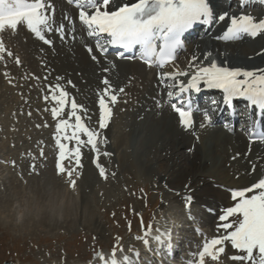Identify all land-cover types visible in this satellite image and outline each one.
<instances>
[{"label":"snow or ice","instance_id":"snow-or-ice-1","mask_svg":"<svg viewBox=\"0 0 264 264\" xmlns=\"http://www.w3.org/2000/svg\"><path fill=\"white\" fill-rule=\"evenodd\" d=\"M69 2L76 5L77 19L86 29L87 36L95 40V49L86 45V50L97 64L100 63L97 52L106 56L108 49L112 47L126 52L138 48L140 58L149 67L156 65L163 68L176 59L177 51L183 47V35L197 24L228 20L226 31L217 37L225 41L239 39L242 34L255 37L264 33V19L257 20L243 13L238 17L229 16L227 12L214 17L209 0H128L118 6L114 0ZM53 14L54 7L50 0H0V64H3L5 69L9 60H14L17 66L22 63L20 57L8 47L2 35L7 31L15 33L20 25L26 26L34 39L44 45H53V40L49 39L46 33H55L62 42L76 39L75 21L65 16L67 26L64 23L54 26ZM209 55L210 53H206L205 59ZM196 59L193 57V61ZM190 67L195 70L187 84L179 77L188 76V71L177 70L161 73L159 76L164 85H167L169 80L173 81L175 91L168 92L169 102L184 130L191 129L193 124L192 101L190 96L186 98V94L192 91L199 93L203 84L207 89L222 91L225 107L230 108L235 99L246 100L248 106L255 109V118L250 122L249 128L250 140L264 139V132L258 131L261 121L264 120V69L246 70L226 64L218 65L215 60L207 66L197 67L190 64ZM107 71V68H102V72ZM3 74L11 83L9 72L5 70ZM31 78L40 79L34 75ZM61 79L57 77V81ZM44 80H47V76ZM67 83L72 85L71 81ZM101 83L104 88L98 91V128L103 130L108 127L112 106L118 103L119 93H123L125 89L115 90L107 76H104ZM46 89L43 99L52 107L45 110L50 111L52 119L56 122L58 174L66 173L70 177L73 171H78L81 166L82 148L89 147L95 154L93 163L99 175L102 179H107L108 174L98 159V145L104 141L99 139L100 132L85 123L86 119H91L88 110L79 105L75 98H70V93L61 83H49ZM212 105L214 109L217 106L216 101H212ZM204 118L202 128L206 124H212L208 111L204 112ZM106 139L104 137V140ZM65 160L70 162L69 166H65ZM31 167L35 169L34 164ZM230 198L231 206L222 208L218 216L217 231L223 230V234L205 240L190 264H222L224 256H227L231 264H264V176L248 187L231 190ZM151 230V224L143 227L146 245L149 243ZM155 239L162 242V234L156 235ZM228 244L235 250L232 255H228L226 251ZM118 251L123 252V249L117 244L113 246L109 256L98 252L95 258L100 264H134L127 255L123 256L122 260L118 259Z\"/></svg>","mask_w":264,"mask_h":264},{"label":"bare ground","instance_id":"bare-ground-1","mask_svg":"<svg viewBox=\"0 0 264 264\" xmlns=\"http://www.w3.org/2000/svg\"><path fill=\"white\" fill-rule=\"evenodd\" d=\"M124 2H128V0H114L117 6ZM209 2L213 7L214 17L222 12H227L229 16L235 15L238 17L243 13L251 15L257 20L264 19L263 9L251 10L252 8L249 7L242 12L237 6L230 10L227 3L223 0H209ZM261 8H264V5ZM65 14H69L66 6L63 4L60 6L55 2L54 26H58L61 23L67 26L64 20ZM215 25L217 27L216 31H207V40L201 39L195 43L193 42L194 44L190 52L192 54V59L193 57L197 58L195 60V65L197 67L207 66L215 60L218 65L226 64L230 67H240L246 70L264 69V33H260L255 37L242 34L239 39L225 41L217 37L223 35L225 32L224 29L229 25V21L215 22ZM75 35V40L69 39L62 42L55 33H46V36L53 40V45L48 46L37 41L34 39L33 35L31 36V34H29L27 42L30 48L35 51H40L45 55L49 71V80L47 84L59 82L64 85L66 90L70 93V98H75L79 105H83L84 108L88 110L91 119H86L85 123L93 129L100 130L97 127L99 119L97 100L98 91L103 89L100 80L101 77L103 78L105 75L103 73L101 74L97 67L93 66L82 50L81 46L83 42L87 43L88 41L82 37V29L77 24L75 26ZM205 50L206 52H204ZM206 53H210L207 59H205ZM239 55H241L242 58H237ZM116 65L119 66V71L126 72L125 76L131 75L132 80L135 79L136 82L139 80L141 81L139 84L136 83L135 85H131L127 89V91L131 93V95H129L135 97L134 100L136 103L130 107V110L133 109L135 114L133 115L134 121L131 126L124 127L118 120L114 119V123V121L110 119L108 127L99 131V139L102 137H106L107 139L111 138L114 142V149H117L120 145H124L125 147L127 144V137L130 136V139L134 141L132 147H135L137 162L145 168H151L154 164V166L157 167L160 183L168 187L167 191L165 190L167 193L162 194V201L173 200V203H177L180 201L186 202V200L190 198L192 204L201 206L204 212L205 209H209V212L205 214L206 219L204 223L206 225H213L215 228L219 221L215 222L216 215L213 214V208L217 209L220 206L227 207L232 204L230 196L221 191L220 187L239 189L243 188L239 187L240 184L251 182L247 185L250 186L252 183L256 182L258 178L264 176V169L261 167L260 158L256 154V148L248 145L246 137L241 131L236 130L235 127L232 129V135H228V133L224 132L218 126H214L211 129L201 127L197 130L199 131L197 135L196 131L190 134L194 137L192 141L191 136L183 132L184 129L177 122L175 115L171 112L168 105L162 102L167 97L169 89H166V87L168 85L163 84L161 88L157 89L151 86L148 90L149 92H147L146 88L148 86L142 88L138 87L139 85L142 86V83H144V79L146 78L145 75L148 72L147 69L135 62H123L117 63ZM129 71L131 73H129ZM99 74L101 77L98 82ZM57 77H61L62 79L57 81ZM107 77L109 79L110 75H107ZM68 81H71L72 85H69L67 83ZM119 84H121L120 81ZM137 84L138 86H136ZM148 96H155L156 99H158V104L162 105L157 108V106L147 98ZM211 117L213 120L212 124H216L221 119V117L217 115ZM50 118H52L51 115ZM201 120L203 122V117L199 116V121L201 122ZM240 120L245 123L248 122L250 118L241 116L236 112L234 114L233 126L237 125ZM50 123L52 127L56 124L55 121H50ZM228 125H230V123H228L227 126ZM123 128H125V130ZM141 136L142 142H139L138 138ZM98 146L100 151L98 158L99 163L105 168L108 174L107 179H102L99 175L98 169L92 161L94 160L93 157L95 154L91 153L92 150L89 147L82 148L81 166L79 167V171H83V181L89 186L88 188H90L91 194L95 193V195H97L98 192V195L101 194L103 198H106L105 195H107V190L109 188L114 189V194L122 188L123 184L121 185V181H117V175L113 172L114 166L109 161L112 157L118 163L120 167L119 170H121V167L125 164H127L129 168V171L122 172L123 181L127 182L126 184H136L139 173L131 160L130 156L132 154L129 155L126 150L120 153V155H104V152L111 154V148L101 147L100 144ZM145 149L150 151V156L144 152ZM45 162L46 164L42 169L43 171L41 170L39 173L42 174V176L45 174V176L40 178V175V179L38 180L39 184H42V186L37 183L41 187L39 190L40 192L36 189L38 194L36 191L35 194V192L31 190L34 192V194H32V196H34L31 200L34 210L30 218H35V220H37L36 217L40 218L41 216L48 219L49 222L54 218H61L62 216L65 217L69 215V212H72L75 205V197H73V191L69 190L71 187H68L69 185L67 186V180H69L67 179L68 175L66 173H61L58 176L53 168L51 169L50 163L48 161ZM93 170H95L98 176L96 180ZM16 176V183H18V186L14 187L15 189L12 188V191L16 190L18 187L22 189L25 187L24 189H27L28 186L34 185V183H32L33 185L30 183L32 179H29V177L36 178L33 173L30 176L26 173L23 175L19 173L16 174ZM92 180L97 184L100 183L101 188L99 187V189H96L98 185L95 184L94 186ZM113 184H115V186H113ZM113 189H111V191ZM17 190L16 193L18 192ZM17 196L18 195H16V197ZM89 196L88 194L83 195L80 203L82 205H87L90 199ZM12 199L14 200V198ZM96 202L97 204L99 203L97 200L91 201L93 204H96ZM26 204H29V200ZM8 207L6 209H8ZM17 207L19 208V206ZM40 211L43 213L39 215ZM85 220L86 222L91 221L89 218H85ZM226 251L228 255H230L234 254L235 250L231 247H227ZM226 258L227 256H224L222 259H225V262L227 261L226 264H228L229 261L228 259L226 260ZM229 264H231V262Z\"/></svg>","mask_w":264,"mask_h":264},{"label":"rangeland","instance_id":"rangeland-1","mask_svg":"<svg viewBox=\"0 0 264 264\" xmlns=\"http://www.w3.org/2000/svg\"><path fill=\"white\" fill-rule=\"evenodd\" d=\"M204 52H206V50ZM23 55L25 54L23 53ZM190 56L188 52L187 55L179 61V65L187 64L185 62L188 59L190 60V64L192 61ZM237 58L240 59L242 56L239 55ZM26 59V61L29 62L28 65L33 66L31 64V59ZM129 73L131 72L129 71ZM0 75L4 76L2 73H0ZM126 76L128 77L131 75ZM4 81V77H0V88H2L0 89V159L4 158L5 155L6 157L11 156L15 158L13 155L20 152L19 150L23 147L21 151L28 152V148L31 146L33 147L34 142L41 146V141H36V139L40 135H42L41 138L48 139L50 135V130H48L49 124L47 123L48 119L45 118L43 114L44 111L40 112L39 115L32 112V117L34 118L29 116L19 119L15 118V115L18 114L19 107L21 106L20 113L25 109L28 110L32 100L27 96L25 101L28 107L21 105L22 98H19L18 95L17 97L15 96L17 92L16 85L14 84L12 87L7 85L8 89L4 86L6 84ZM129 111L131 110H128L122 117H117L120 121L122 118V125H124V127L131 126L134 121L133 115L135 114L133 111L130 113ZM51 129H55V125L51 127ZM123 129L125 130V128ZM55 133L54 130L50 135V146H52L51 143L56 140L53 136ZM32 135H35V137H33L35 141L32 139L30 142V136ZM141 139L142 136L138 138V141L142 142ZM100 140L104 141L100 143V146L111 148V155L113 156H115V154L120 155V153L126 150L129 155L132 154L130 156L131 160L139 173L136 184H126L127 182L123 181V173L124 171H129V168L127 164H125L121 167V170H119L120 167L113 157L111 160H108L114 166L113 172L117 175V181H121V185H123L122 188L119 187L120 190L118 192L116 191L115 194L114 189L109 188L107 190V195H105L106 198H103L101 194L98 195V192L97 195H95V193L91 194L92 192L90 188H88L89 186L83 181V171H79L80 175L77 174V171L75 172L77 175L73 172L70 177H67L69 180L66 179L68 182L67 186L69 185L68 187H71L69 190L73 191V197H75L73 210L65 217L62 216L61 218L50 220V223L48 219L41 216L40 218L36 217L37 220H35V218H30L34 210V206L31 204V200L34 196H32V194H34L36 189H38V191L41 189L39 185L42 186V184H39L38 180L44 177L45 174L42 176V174H39L41 171H39L36 178L29 177V179H32L30 183H34V185L28 186L27 189H24L25 187H23V189L18 187L16 188V190L18 189L16 193V190L12 191V188L18 186V183H16V174L22 173L23 175L26 173L30 176L34 170H30V165H28L27 168H22L21 165H19L20 160L18 159H14L15 165L17 166L15 172L18 170L20 171L13 174L15 176L9 173L10 171L7 169H5L8 171V173H6L7 171H4L3 166H0V264H86L87 261H90V264H92V262L96 261L94 254L113 249L114 245L118 244L123 250L135 247L139 248L140 244L138 243V237L142 234L143 230L141 223H146L147 225L151 224L152 228H157L163 227L167 223L170 225L178 218L180 219L179 222L181 227V224L184 223L183 217L186 212L185 214L181 212L182 208L175 204V202L172 203L168 200L165 202L162 201V194L167 193L165 190L167 191L168 187L160 183L157 167H155L154 164L151 168H145L137 162L135 156L137 153L135 147H132L134 141L130 139V136L127 137L126 146L120 145L117 149H114V142L111 138L104 140V137H102ZM34 146L38 150V146ZM38 151L41 157V152L43 153L45 150L41 149ZM144 152L150 156V151L148 149H145ZM30 153H32V151H30ZM40 157L39 160L41 161H39V167H41L44 162ZM50 158L53 159L52 156ZM7 161L11 162L9 159ZM17 161L19 162L17 163ZM64 164L66 165L65 161ZM9 165L8 163L6 164V166ZM93 174L96 176H94L95 180L98 179L95 170H93ZM93 184L95 186L97 183L93 181ZM97 185L96 189H99V187L101 188L100 183ZM113 186H115V184H113ZM111 189L113 190L111 191ZM14 194L18 196L16 197ZM86 194L90 195L89 202L87 205H82L80 203L81 198ZM12 198H14V200ZM28 200L29 204L27 205L26 203H28ZM93 200H97L99 203H91ZM6 205L7 207L9 206L8 209H6ZM17 206H19V208ZM192 207L193 209L189 212V215L193 218L189 219L192 223L196 224L199 223L198 217L200 216V211L197 207L193 205ZM41 213L43 212L40 211L39 215ZM85 218H89L91 221L86 222ZM151 220L152 222L149 223ZM200 224L202 225L203 223ZM161 232L162 230L157 232L155 237L158 234L163 235ZM184 233L187 240L184 245L188 251L191 248V243L189 241L194 239L190 238L191 233L189 229L185 230ZM223 261L222 264H226L227 261L225 262V259H223Z\"/></svg>","mask_w":264,"mask_h":264}]
</instances>
